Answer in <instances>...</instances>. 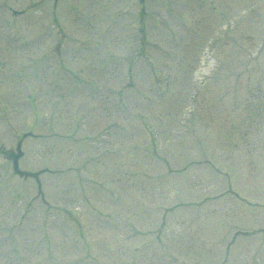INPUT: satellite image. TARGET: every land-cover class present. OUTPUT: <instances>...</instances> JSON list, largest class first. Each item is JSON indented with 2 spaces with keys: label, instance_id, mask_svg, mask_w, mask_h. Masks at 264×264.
<instances>
[{
  "label": "rangeland",
  "instance_id": "obj_1",
  "mask_svg": "<svg viewBox=\"0 0 264 264\" xmlns=\"http://www.w3.org/2000/svg\"><path fill=\"white\" fill-rule=\"evenodd\" d=\"M18 144L0 264H264V0H0Z\"/></svg>",
  "mask_w": 264,
  "mask_h": 264
},
{
  "label": "bare ground",
  "instance_id": "obj_2",
  "mask_svg": "<svg viewBox=\"0 0 264 264\" xmlns=\"http://www.w3.org/2000/svg\"><path fill=\"white\" fill-rule=\"evenodd\" d=\"M204 62H206V60L202 59L199 68L196 70V74L200 75L201 73H204L206 70V67H204Z\"/></svg>",
  "mask_w": 264,
  "mask_h": 264
},
{
  "label": "water",
  "instance_id": "obj_3",
  "mask_svg": "<svg viewBox=\"0 0 264 264\" xmlns=\"http://www.w3.org/2000/svg\"><path fill=\"white\" fill-rule=\"evenodd\" d=\"M15 158H16V156H15Z\"/></svg>",
  "mask_w": 264,
  "mask_h": 264
}]
</instances>
